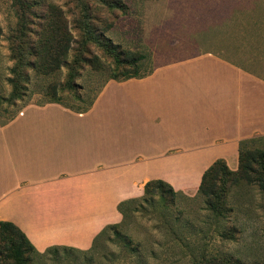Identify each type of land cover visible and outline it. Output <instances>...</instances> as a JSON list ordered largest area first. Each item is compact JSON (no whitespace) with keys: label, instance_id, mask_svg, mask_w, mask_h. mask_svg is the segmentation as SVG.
Instances as JSON below:
<instances>
[{"label":"crops","instance_id":"crops-1","mask_svg":"<svg viewBox=\"0 0 264 264\" xmlns=\"http://www.w3.org/2000/svg\"><path fill=\"white\" fill-rule=\"evenodd\" d=\"M260 137L264 74L214 52L157 62L109 81L86 112L29 104L0 122V221L40 253L88 249L148 182L196 194L214 163L238 170L240 143Z\"/></svg>","mask_w":264,"mask_h":264},{"label":"rangeland","instance_id":"rangeland-1","mask_svg":"<svg viewBox=\"0 0 264 264\" xmlns=\"http://www.w3.org/2000/svg\"><path fill=\"white\" fill-rule=\"evenodd\" d=\"M55 17L67 22L75 38L67 55L74 69L62 66L50 73L39 67L45 47L38 44ZM205 52L241 59L264 74V0H0V122L26 105L54 99L84 109L113 74L144 75L157 62ZM88 54L99 63L84 61ZM132 56H142L136 67ZM30 62L35 68L26 66ZM11 78L24 85L18 101L12 97ZM252 148L263 149L264 140ZM222 178L209 198L220 212L199 191H175L165 201L136 198L128 218L119 212L117 223L131 245L109 224L88 249H47L26 264H196L214 257L264 264V193L231 177L219 182Z\"/></svg>","mask_w":264,"mask_h":264},{"label":"trees","instance_id":"trees-1","mask_svg":"<svg viewBox=\"0 0 264 264\" xmlns=\"http://www.w3.org/2000/svg\"><path fill=\"white\" fill-rule=\"evenodd\" d=\"M46 33L43 38L39 40L40 46L45 47L44 51L39 54L41 57V65L39 66L43 71H48L50 73L57 72L62 66H67L69 69H74L69 63V58L67 55L72 51L73 44L75 42V38L73 37L72 33L70 32L69 26L67 22L62 20L59 17H55L52 21L50 20L46 26ZM91 37V31L87 28V37ZM88 40L83 42V45H87ZM36 51L33 47H30V52ZM87 53V52H83ZM89 55V54H88ZM81 54L77 55L75 59V65L79 62ZM82 59V58H81ZM140 58H135L132 56V66L137 65ZM84 61L86 62H97L99 63V58L97 56L89 55L87 59ZM29 65V68H35L33 63H28L26 66ZM137 69V68H135ZM140 75L137 72L131 73L130 71L124 72L123 75L120 77L117 74H113L110 76L109 81H126L133 78H143L150 74ZM108 81V82H109ZM10 83L13 87L12 97L14 101H18L22 98V93L20 92L24 89V85L21 79L11 78ZM74 80H69V86L71 89L74 87ZM106 84H103L99 89L96 91V95L88 106L84 109L75 110L69 106H65L61 103L60 100L54 99L49 103H57L61 104L62 106L69 108L75 112H86L92 108L95 100L103 91ZM264 140V137L245 140L240 143L239 149V168L237 171H230L227 167V164L223 160H219L214 163L204 174L199 193L206 196L208 199V204L212 209L217 210L220 212L214 203L209 199L210 197L214 196L217 190V184L220 178H223L219 181L222 182L225 178L231 177L235 180V183H246L251 186L257 187L261 192L264 193V148H255L253 149L252 146L254 143L260 142ZM168 195H177L174 188L162 181V180H154L150 181L145 186V193L144 196L140 199L142 202H149L154 201L155 197L157 196L160 200H167ZM138 199L128 200L121 202L118 206L119 212L123 215V218H128V209L130 204L137 202ZM217 208V209H216ZM111 229L115 231V234L118 238L126 240V246L131 245V238L127 235H123L120 231L121 223L115 224L111 226ZM60 249L59 247H51L48 249V252H57ZM71 250L70 248H61ZM75 251V249H72ZM137 251V250H136ZM45 255L37 251L34 245L31 243L29 238L26 234L18 228L15 224L11 222L0 221V264H26V260L30 258L32 255ZM196 264H251L244 261H234L233 259L227 258H209V259H202Z\"/></svg>","mask_w":264,"mask_h":264}]
</instances>
